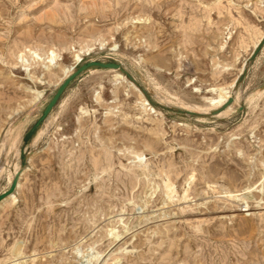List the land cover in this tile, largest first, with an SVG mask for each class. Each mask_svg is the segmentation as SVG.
<instances>
[{"label":"rangeland","instance_id":"374dc122","mask_svg":"<svg viewBox=\"0 0 264 264\" xmlns=\"http://www.w3.org/2000/svg\"><path fill=\"white\" fill-rule=\"evenodd\" d=\"M263 33L264 0H0V196L16 166L28 173L0 211V264H264V47L233 114L187 115ZM24 47L59 68L36 60L32 80ZM81 49L77 69L121 65L152 110L94 68L35 129Z\"/></svg>","mask_w":264,"mask_h":264},{"label":"bare ground","instance_id":"6f19581e","mask_svg":"<svg viewBox=\"0 0 264 264\" xmlns=\"http://www.w3.org/2000/svg\"><path fill=\"white\" fill-rule=\"evenodd\" d=\"M104 1V0H102ZM95 8V7H94ZM99 8V7H98ZM83 9V8H82ZM85 10V9H84ZM50 16V17H49ZM47 17H49V20H51L52 22H54L56 20V18L58 17L56 15V12L53 13L51 15H48ZM145 19H139L138 22H135L133 23V25L135 24H142V23H139L141 21H144ZM57 21V20H56ZM55 21V22H56ZM138 34V33H136ZM134 37V35H132ZM143 36V35H142ZM141 36L140 35H137L133 38V41L137 42V40L140 38ZM264 38V33L262 35H260L257 40L254 42V45L252 47V50H251V53L250 55L248 56V58L243 62L242 66L240 67V70H239V73L236 75V77L234 78V80L230 83V86L227 87V88H223V87H213V88H210L207 90V93L213 95L212 97H207L204 95V97H202L204 103H205V106L204 107H194V106H190L189 107V110L192 111V112H195L196 114H199L200 116V120H204L206 118H203V117H212L211 114L213 112H216V111H220L218 114H216L215 117H218V118H221V117H225V116H230L231 114H233L234 112V108L236 106V101H235V97H234V88L236 86V83L239 79V77L242 75L244 69L246 68V64L250 58V56L252 55V53L254 52V50L258 47V45L260 44V42L262 41V39ZM141 39V38H140ZM35 53L32 52L31 49H29L28 47H24L22 51H19L18 52V55H17V61L18 59L20 58H23L24 56H28L31 60L28 61V67H30V69L26 68L25 72H26V75L31 78L32 80L35 79L33 76H32V68L31 66L34 64H36V60L37 63L41 62V66L43 67V72L44 73H49L50 71L52 70H56L59 68V62L60 61H57V57H53L55 52H53L52 50L48 49L46 50L44 56L46 57V59L40 61L39 59L36 58L35 60ZM90 55V50L88 51H84L83 49H81L80 52H78L75 56H74V63L72 64V66L70 67H67L62 71V75L61 77L56 81V84H55V87L56 88H59L61 86V84L69 77L73 74V72H75V70L77 69V67L83 62V58L84 57H87ZM168 59H165V58H161V57H153V58H150V59H142V62H144L145 64L153 67V69L157 72V73H162V72H166V71H169L170 70V66L168 64ZM138 64V63H137ZM145 68V67H144ZM163 69H165L164 71H162ZM92 72H95L96 70H91ZM104 71V70H103ZM125 71V70H124ZM105 72L107 73H111V74H114L113 78L114 80L113 83L116 84H126L130 90H132L138 97H139V100L141 101V108L142 110H144L145 112L147 111H151L152 108L149 110V104L147 103V100L145 99V95H144V92L142 90H140V88L136 85V84H133L132 81H130V79L128 78V73L125 71V72H121L119 70H114V69H109V70H105ZM155 72V73H156ZM51 75V73H50ZM199 91V90H198ZM130 92V91H129ZM132 92V94H133ZM196 93V92H195ZM134 94V95H135ZM234 97V103L230 106H228L227 108L223 109L227 102ZM42 98H44V95L42 92H39L35 95V98H34V102H38L40 101ZM96 100L98 102L99 100V97H96ZM163 100V99H162ZM65 107V106H64ZM85 111L86 109L85 108H81L80 109V114H85ZM144 112V113H145ZM87 113V112H86ZM160 113V112H159ZM42 133L44 134V131H42ZM42 133L39 137L42 136ZM39 139V138H38ZM37 139V140H38ZM36 143V141H35ZM148 147V146H147ZM28 173L26 172V170L22 171L19 169V166H16L15 169H13L12 171V175H11V178H10V184L12 185L13 184V181L16 177H19V180H18V184H17V188L15 189L14 193L8 197H6L4 200H2L0 202V211L2 210H6L8 208H10L14 202L16 201V198H17V195L19 194L20 192V185H21V182L22 180H24L25 177H27ZM262 177V175H261ZM264 177V175H263ZM193 178V177H192ZM263 180V178H262ZM170 189V187H169ZM188 194V193H187ZM186 194V195H187ZM185 195V196H186ZM233 198H237L239 197L238 195L236 196H231ZM258 198V197H257ZM185 199H188V196L185 198ZM231 199V198H230ZM259 199V198H258ZM238 201V198L236 199ZM264 204H262L263 206ZM260 206V205H259ZM255 209V207H254ZM251 209L247 210V211H250ZM246 211V210H245ZM199 224V223H198ZM42 233V232H41ZM109 233V232H108ZM119 237V236H118ZM87 238V237H86ZM54 241V240H53ZM50 242V241H49ZM81 242V241H80ZM51 243V242H50ZM55 244V243H54ZM56 247V246H55ZM36 248V247H35ZM173 248V247H171ZM22 249V248H21ZM188 249V248H187ZM186 249V251H187ZM13 250V248H12ZM38 250V249H37ZM22 251V250H21ZM20 250H14L13 254L15 255V257L13 256L12 254V258H16V257H19V256H23L22 253H21ZM170 251V249H169ZM12 252V251H11ZM170 254V253H169ZM169 256V255H168ZM98 257V255H97ZM20 258V257H19ZM33 258V257H31ZM98 259V258H97ZM20 260V259H19ZM29 260V259H28ZM36 260V259H35ZM35 260L33 259V261L31 262V264H34L35 263ZM100 260V259H99ZM99 260H97L99 262ZM118 260V259H117ZM18 261V260H16ZM15 262V260H14ZM13 262V263H14ZM27 262H30V261H27ZM12 263V262H11ZM37 263V262H36ZM46 263V262H45ZM7 264V263H5ZM19 264V263H18ZM26 264V263H25ZM30 264V263H29ZM39 264H43V263H39Z\"/></svg>","mask_w":264,"mask_h":264},{"label":"water","instance_id":"95a60500","mask_svg":"<svg viewBox=\"0 0 264 264\" xmlns=\"http://www.w3.org/2000/svg\"><path fill=\"white\" fill-rule=\"evenodd\" d=\"M264 47V38L262 39V41L260 42V44L258 45V47L254 50V52L252 53V55L250 56L247 64H246V68L244 69L242 75L239 77L236 86L234 88V92L236 93L238 88L240 87L241 83L243 82L244 78L246 77V74L248 72V66L256 60V58L258 57L259 53L261 52L262 48ZM104 69V70H109V69H114V70H119L121 72H125L124 69L122 68L121 65L119 64H115V63H103V62H88L86 64H83L82 66H80L78 69L75 70V72H73V74L71 76H69L62 84L61 86L57 89L55 95L53 96V98L50 100V102L48 103V105L46 106L42 117L40 118L39 122L36 124L35 129H39L49 118L50 114L52 113V111L54 110V108L58 105L60 99L62 98V96L64 95V93L66 92V90L68 89V87L71 85L72 82H74L78 77H80L82 74L86 73L87 71H90L91 69ZM234 103V97L231 98L226 106L223 108H227L228 106L232 105ZM221 111V110H220ZM220 111H216L213 112L211 114V116H214L216 114H218ZM187 115L189 116H195L198 117L200 116L199 114L196 113H187ZM18 180L19 177H16L13 181V184L11 185L9 191L7 193H5L4 195L0 196V202L2 200H4L6 197L12 195L15 191V189L17 188V184H18Z\"/></svg>","mask_w":264,"mask_h":264}]
</instances>
